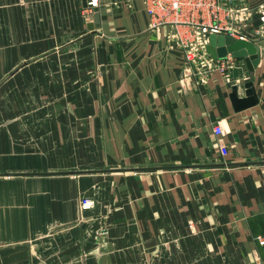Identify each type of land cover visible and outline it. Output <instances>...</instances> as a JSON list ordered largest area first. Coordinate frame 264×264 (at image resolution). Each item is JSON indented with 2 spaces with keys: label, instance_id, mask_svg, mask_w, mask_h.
I'll list each match as a JSON object with an SVG mask.
<instances>
[{
  "label": "crops",
  "instance_id": "1",
  "mask_svg": "<svg viewBox=\"0 0 264 264\" xmlns=\"http://www.w3.org/2000/svg\"><path fill=\"white\" fill-rule=\"evenodd\" d=\"M85 8L0 0V264H264V36L198 84L144 0Z\"/></svg>",
  "mask_w": 264,
  "mask_h": 264
},
{
  "label": "built area",
  "instance_id": "2",
  "mask_svg": "<svg viewBox=\"0 0 264 264\" xmlns=\"http://www.w3.org/2000/svg\"><path fill=\"white\" fill-rule=\"evenodd\" d=\"M102 1L87 0L86 13L100 8ZM144 3L151 28L173 27L170 41L182 51L186 65H190L197 76L198 84L206 82L215 71L230 79V69L233 67L227 55L215 59L207 51L210 33H224L250 40L247 31L251 30L256 35L264 36V0L256 5H228L222 0H144ZM214 130L216 134L224 133L220 124L215 125ZM94 205L95 199L91 197L81 200L83 209ZM258 238L263 244L264 239L261 236Z\"/></svg>",
  "mask_w": 264,
  "mask_h": 264
},
{
  "label": "water",
  "instance_id": "3",
  "mask_svg": "<svg viewBox=\"0 0 264 264\" xmlns=\"http://www.w3.org/2000/svg\"><path fill=\"white\" fill-rule=\"evenodd\" d=\"M83 1L84 5H87V0ZM206 49L215 59L225 57L228 53L234 57H244L250 70H254L261 59V50L258 44L245 38L235 39L224 33H210ZM245 88V96L240 97L237 85L232 87L230 98L236 111L254 106L259 101L253 81H247Z\"/></svg>",
  "mask_w": 264,
  "mask_h": 264
},
{
  "label": "rangeland",
  "instance_id": "4",
  "mask_svg": "<svg viewBox=\"0 0 264 264\" xmlns=\"http://www.w3.org/2000/svg\"><path fill=\"white\" fill-rule=\"evenodd\" d=\"M253 263H259V264H263V263H261V262H258V261H255V262H253Z\"/></svg>",
  "mask_w": 264,
  "mask_h": 264
}]
</instances>
